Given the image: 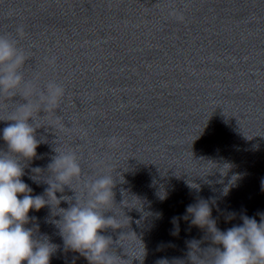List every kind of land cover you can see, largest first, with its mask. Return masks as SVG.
I'll return each mask as SVG.
<instances>
[{
  "label": "water",
  "instance_id": "water-1",
  "mask_svg": "<svg viewBox=\"0 0 264 264\" xmlns=\"http://www.w3.org/2000/svg\"><path fill=\"white\" fill-rule=\"evenodd\" d=\"M0 35L17 39L29 57L22 74L34 102L49 82L65 89L56 110L63 127L37 117L41 143L22 161L21 179L43 195L55 150L76 153L82 174L72 187L81 199L86 182L111 175L114 200L104 215L121 228L101 234L122 264L211 260L222 246L183 218L201 200L222 232L244 216L259 222L264 0H0ZM23 103L0 97L2 152L11 123L4 120ZM56 195L75 203L67 186ZM52 204L31 210L26 227L56 246L50 264H89L65 248L57 224L69 203Z\"/></svg>",
  "mask_w": 264,
  "mask_h": 264
},
{
  "label": "clouds",
  "instance_id": "clouds-1",
  "mask_svg": "<svg viewBox=\"0 0 264 264\" xmlns=\"http://www.w3.org/2000/svg\"><path fill=\"white\" fill-rule=\"evenodd\" d=\"M16 32L22 37L23 26L17 27ZM28 59L17 39L0 35V97L7 101L19 95L27 101L16 105L4 120L11 123L2 130L7 151H0V264H50L56 246L46 239H36L32 229L26 225L31 210L39 211L45 206L53 208L52 201L57 208L61 201L69 203L67 209H58L61 219L57 221L66 249L80 253L89 264H122L126 260L111 251V237L101 234L107 228H121L116 217L104 215L114 200L111 175L86 182V198L81 199L72 187L82 174L76 153L55 150L57 155L48 165L51 175L45 181L48 187L43 195L33 196L32 189L21 179L25 174L22 161L36 157L41 143L36 138V130L42 126H37V117H51L53 123L48 126L62 128L61 116L56 115V110L65 96L63 86L49 82L34 102L33 87L25 82L22 74ZM49 63L54 64L55 57ZM41 111L45 113L42 117L38 115ZM112 142L115 143V138ZM66 186L74 190L75 203H71L68 196L57 197L56 194L63 193ZM259 215V222L244 216L242 225L222 232L212 219V208L208 202L201 200L188 205L183 218L191 217L192 226L207 229L213 244L222 246V250L221 247L212 248L214 256L211 260L197 257V264H264V213ZM157 264H168V261L160 260Z\"/></svg>",
  "mask_w": 264,
  "mask_h": 264
}]
</instances>
